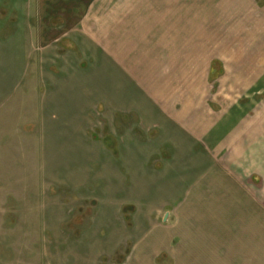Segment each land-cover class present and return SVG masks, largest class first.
<instances>
[{
    "label": "crops",
    "instance_id": "0c3cea01",
    "mask_svg": "<svg viewBox=\"0 0 264 264\" xmlns=\"http://www.w3.org/2000/svg\"><path fill=\"white\" fill-rule=\"evenodd\" d=\"M244 1L227 10L225 0H28L26 7L43 50L68 45L58 52L68 94L58 106L93 104L112 157L122 142L152 143L166 176L156 181L163 191L155 203L180 206L168 245L175 264H264V117L256 100L263 43L252 33L225 39V15ZM259 11L240 29H264ZM139 152L150 156L149 146Z\"/></svg>",
    "mask_w": 264,
    "mask_h": 264
},
{
    "label": "rangeland",
    "instance_id": "374dc122",
    "mask_svg": "<svg viewBox=\"0 0 264 264\" xmlns=\"http://www.w3.org/2000/svg\"><path fill=\"white\" fill-rule=\"evenodd\" d=\"M28 3L0 0V264H175L168 245L180 206L155 203L166 176L152 143L122 142L112 157L93 104L58 106L68 95L58 52L68 45L42 49L40 29L27 28ZM263 7L245 0L234 9L240 19L225 15V39L252 33L264 54V29H240ZM257 90L259 118L264 86ZM143 145L149 157L137 153Z\"/></svg>",
    "mask_w": 264,
    "mask_h": 264
}]
</instances>
